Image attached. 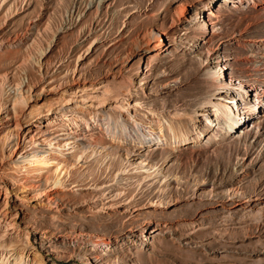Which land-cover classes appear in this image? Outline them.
<instances>
[{
  "label": "rangeland",
  "instance_id": "obj_1",
  "mask_svg": "<svg viewBox=\"0 0 264 264\" xmlns=\"http://www.w3.org/2000/svg\"><path fill=\"white\" fill-rule=\"evenodd\" d=\"M0 26V264H264V114L229 129L264 89V0H0ZM78 77L127 98L70 97ZM17 141L47 164L9 163Z\"/></svg>",
  "mask_w": 264,
  "mask_h": 264
},
{
  "label": "bare ground",
  "instance_id": "obj_2",
  "mask_svg": "<svg viewBox=\"0 0 264 264\" xmlns=\"http://www.w3.org/2000/svg\"><path fill=\"white\" fill-rule=\"evenodd\" d=\"M200 4H202V3H200ZM189 7H190V9L193 11V14H190V12H188V9H186V8H182L181 10H180V13H179V19H178V25L179 26H184V25H187V24H189V20H191L190 18H193V17H195L196 15H198L199 13L197 12V5H195V4H191V5H188ZM211 10V9H210ZM211 14L215 17V19H219L220 18V16L218 15V14H215L213 11H211ZM215 23V22H214ZM50 26V25H49ZM1 27V26H0ZM214 27H215V24H211V29L213 30L214 29ZM185 28V27H184ZM47 29V28H46ZM51 29V28H50ZM23 35V34H22ZM12 36V35H11ZM14 40H18V39H20V34H15L14 36ZM0 41L1 42H4V41H8V39L7 38H5V37H3L2 39H0ZM156 43L154 44V47L155 48H161V49H164V50H166L167 49V47H166V45H165V39L162 37V36H157L156 37ZM47 60V59H46ZM46 60H42L41 61V63L39 64V67H42L43 66V64H48V62L46 61ZM27 61V60H26ZM28 62V61H27ZM26 62H25V58L24 59H22V61H21V64L23 65V64H25ZM217 64H220V65H222L223 67H221V68H219L218 70H217V73L215 74L216 75V77H217V79H219V80H221V85H223L222 84V82H224L223 80H224V74H225V65H227V62L226 61H222V62H220V63H217ZM26 65H27V63H26ZM49 65V64H48ZM28 67V66H27ZM30 67V66H29ZM87 78V77H86ZM91 78V77H90ZM5 79V74H4V72L3 73H0V89H2L3 88V86H2V83H1V80L2 81H5L4 80ZM102 80V79H101ZM101 80H99V81H97V80H94V82L93 81H90V80H87V79H81V78H75L74 80H72V82L71 83H69L67 86H66V88L63 90V91H66V92H68V91H71V94L70 95H68V96H70V97H75V98H80V99H83V102L84 101H86V100H88V101H91V102H93L94 104H95V102H97V107L99 106V105H108L110 102H119V103H121V102H125V98H127V97H125V98H121V97H119L118 95H120V94H115L114 93V91H112V90H108L107 88H105L106 86H102V81ZM34 81V80H33ZM37 82V81H36ZM35 82V83H36ZM4 83V82H3ZM31 84V83H30ZM29 84V85H30ZM220 84V83H219ZM124 86H126V84L124 85ZM28 87H30V86H28ZM123 87V86H122ZM120 88V89H122L123 91H124V88ZM59 88V87H58ZM128 89H129V87H127ZM244 88H248L249 90H251V92L250 93H248V92H246V96H244L245 97V99L247 100V101H251L253 104H255L256 106H253L252 108L253 109H247L244 113L245 114H243V112H241L242 114H240L239 116L237 115V117H238V120L237 121H233V123L232 124H230L229 125V129H231V130H236V131H242V130H244V128H245V125H249V124H252V123H255L256 121H255V119H258L259 118V116H261L260 115V113L262 114H264V89H255V88H252V87H248V86H245L244 84H242V87H240V88H238V90L239 89H242V90H244ZM126 91H127V89H125ZM130 90V89H129ZM119 91V90H118ZM118 91H115V92H117V93H119ZM253 91V92H252ZM256 91H257V93H256ZM40 92V91H39ZM121 93H122V91H120ZM255 92V93H254ZM259 92V93H258ZM126 93V92H125ZM76 94H79V95H76ZM123 94H124V92H123ZM128 94V93H127ZM125 96H126V94H124ZM121 99V100H120ZM127 101V100H126ZM1 103V102H0ZM37 103V102H36ZM66 103V102H65ZM87 103V102H86ZM98 103H99V105H98ZM63 104V103H62ZM15 106H14V111H15V113H14V122H15V124H16V127L18 128L19 126H20V121L22 120V118H23V108H22V102H19L18 104H14ZM235 105H237L236 107H238V104H235ZM35 106V105H34ZM33 106V107H34ZM40 106V105H39ZM260 106H261V108H260ZM30 107H32V106H30ZM30 108V111H34V108ZM36 107V106H35ZM39 108V107H38ZM52 108V107H51ZM50 108V109H51ZM218 108H220L219 110H220V112L222 113V115H225V116H227V117H230L229 116V114H233V113H231V110H229V108H227L225 105H220ZM31 109H33V110H31ZM55 109V108H54ZM36 110H39V109H36ZM60 108L58 107L57 109H56V111H55V115H53V116H46V117H43V119H45L47 122H49V123H62V119H64V120H68L69 121V125H70V127H75V128H79V127H77L78 126V120H79V118H77L76 116H73V117H69L70 115L68 114V113H70L68 110V112H65V115H63L62 113H64V112H60ZM25 111V110H24ZM51 111V110H50ZM58 111L60 112L59 114H58ZM54 112V111H53ZM73 112V111H72ZM219 112V111H218ZM30 113H32V112H29V114ZM50 113V112H49ZM28 114V115H29ZM51 114V113H50ZM62 114V115H61ZM71 114V113H70ZM178 114V113H177ZM45 115V114H44ZM41 116V115H40ZM43 116V115H42ZM55 116V117H54ZM61 116V117H60ZM11 117V116H10ZM29 117H32V114H30L29 115ZM41 118V117H40ZM80 119H82V118H80ZM41 120V119H40ZM254 120V121H253ZM23 121V120H22ZM21 121V122H22ZM81 121H83V123H84V127H86V129L88 130V131H90L91 129H93L91 126H92V123L91 122H89V121H87V120H85V119H82ZM251 121H253V122H251ZM64 123V122H63ZM34 125V124H33ZM68 125V126H69ZM95 126L94 127H99V123H95L94 124ZM81 128V127H80ZM83 129V128H82ZM18 130V129H17ZM81 130V129H80ZM94 130V129H93ZM92 130V131H93ZM71 131V130H70ZM20 132V131H19ZM17 133V140L19 141L20 140V133ZM91 132V131H90ZM84 133V132H83ZM79 134H80V132H79ZM82 134V133H81ZM81 136V135H80ZM82 137H86V135L84 134V135H82ZM6 138V137H5ZM18 141H17V144L14 146V147H12L10 150H9V158L7 159V161L9 162V163H13V164H17V162H18V164H21V166L22 165H26V164H28L29 163V165L30 164H32V165H34L35 166V164H33V163H36V164H38L39 166V168L40 167H42L43 165H46L47 163V161L44 159V157H38V158H33V157H31V158H28V156L26 155V150L25 151H22V149L20 150L19 149V143H18ZM5 142H7V141H5ZM22 147V146H21ZM30 154V153H29ZM34 156V155H33ZM16 157H19V159L21 160V161H18L17 160V162H16V160H15V158ZM21 162V163H20ZM8 164V163H7ZM41 165V166H40ZM49 165H50V163H49ZM33 166V167H34ZM60 166V165H59ZM2 167V165L0 166V168ZM44 167V166H43ZM25 168V167H24ZM3 169V168H2ZM57 170V169H56ZM59 170V169H58ZM39 173V172H38ZM37 173V174H38ZM40 174V173H39ZM41 175V174H40ZM60 175V172H58L57 171V175H56V178L58 177ZM61 176H62V174H61ZM64 176H65V174H64ZM56 178L54 179V180H56ZM61 178V177H60ZM243 180V179H242ZM238 181H240V178H239V180ZM57 183L55 182V185H56ZM209 186H212V185H209ZM210 188V187H209ZM112 189V188H111ZM32 190H33V192H40V191H42V189L41 188H32ZM211 190V189H210ZM1 191V190H0ZM4 193V192H3ZM2 196H4V199H5V202H7V200H6V198H7V194H4V195H2L1 193H0V197H2ZM28 204V203H27ZM30 205V204H29ZM27 206V205H26ZM32 207V206H31ZM6 219V218H5ZM13 219V218H12ZM7 220H9V219H7ZM6 220V221H7ZM8 222V221H7ZM12 224V223H11ZM13 225V224H12ZM14 226H15V224H14ZM16 227V226H15ZM17 228V227H16ZM15 229V228H14ZM12 231V230H11ZM15 231H17V230H15ZM23 231V230H22ZM17 232H19V231H17ZM25 232V231H24ZM23 232V233H24ZM133 234V233H132ZM17 235V234H16ZM18 236V235H17ZM26 236H28V235H26ZM43 237V236H42ZM143 238V237H142ZM63 239V238H62ZM145 239V238H144ZM50 240L51 239H47V241H49L50 242ZM29 241V240H28ZM145 241V240H144ZM52 242V241H51ZM108 243V242H107ZM105 241H102L101 242V244L99 243H96V244H94V243H92L91 244V247L90 248H92V250L94 251V252H102L99 248H103V245H108ZM90 245V244H89ZM3 246V245H2ZM30 246V245H29ZM1 247V246H0ZM28 248V247H27ZM89 248V247H88ZM30 249V248H29ZM1 250V249H0ZM50 251L51 252H54V249H50ZM26 252V251H25ZM25 252H24V254H25ZM5 253V252H4ZM105 253V252H104ZM2 257V256H1ZM9 262V261H8ZM8 264V263H7ZM17 264H19V263H17Z\"/></svg>",
  "mask_w": 264,
  "mask_h": 264
}]
</instances>
